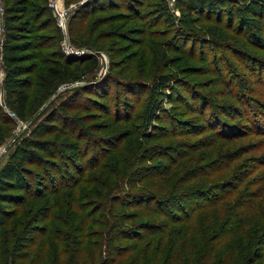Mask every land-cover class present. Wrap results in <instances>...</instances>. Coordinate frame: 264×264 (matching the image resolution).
Listing matches in <instances>:
<instances>
[{"label": "rangeland", "instance_id": "374dc122", "mask_svg": "<svg viewBox=\"0 0 264 264\" xmlns=\"http://www.w3.org/2000/svg\"><path fill=\"white\" fill-rule=\"evenodd\" d=\"M33 1L45 3V0ZM81 1L65 0L66 7L76 6L69 19L68 36L75 51L85 50V55L92 54L99 59L95 69H91L89 61L68 62L59 56V52H63L64 37L52 11L47 9L42 16L41 10L38 18L34 16L33 5L27 6L21 14L16 9L23 4L22 0H0V37L6 39L10 31L22 33V41L31 46L22 64H38L36 70L25 77L37 83L36 76L41 68L60 61L68 78L59 81L52 93L43 99L35 98V86L32 87L33 98L22 119L24 123L13 117L15 127L12 128L11 122L0 121V147H6L0 154V169L25 137L52 144L48 145V152L35 150L36 157H31L34 161L27 159L29 154L20 159L25 170L16 172L18 179L11 191L26 193L27 188L18 185L29 181V193L37 188L43 193L29 199L36 203L28 214V224L19 226V236H11L6 242L13 254L15 250L20 254L15 264H175L170 260L168 249L182 237L172 233L178 224H172L164 235L156 232L140 242L126 238L122 231L139 221H156L157 224L167 221L145 210V204L125 202L123 196L128 194L131 185L132 189L154 191L165 197L171 189L164 191L163 188L170 187L172 171L177 169L172 166L173 161L161 154L177 158L178 149L194 153L188 154L179 168L182 170L178 169L176 182L183 181L182 176L188 172V177L206 173L183 189L196 185L211 193L232 189L229 180L240 185L237 195H241V200L235 199L227 207L222 205L221 210L233 206L238 216L244 215L241 214L243 210L249 212L250 228L256 229L259 235L252 249L259 254L258 259L248 260V263L264 264V132H255L248 117H252L254 109L264 110V78L258 79L255 75L259 64L264 63V0H221V13L207 10L188 13L186 0H167L178 18L173 25L159 13L158 6L163 0H88L83 5ZM48 3L49 0L47 6ZM101 4L105 7H96ZM8 15L11 18L7 24ZM42 17H49L48 25H42ZM26 19L30 20V27L19 31L18 25ZM213 25L216 26L214 40L203 41V36L207 38V28ZM70 56L80 58L84 54ZM249 66L256 71L248 69ZM261 69L264 70L263 65ZM163 75L169 79L160 88L158 83ZM4 79L0 78V116L10 109ZM178 93L183 99H178ZM240 96L254 100L246 99L243 104ZM206 100L210 105L203 104ZM157 104L166 110V115L151 112V106ZM203 105L205 110L200 112ZM63 109L67 115L65 119L62 118ZM257 112L259 120L263 113ZM217 115L224 120L222 131L227 134L217 133L211 125V118ZM73 117L80 122H73L72 126L68 119ZM48 125L58 128L42 133ZM185 128L189 130L188 135L183 133ZM194 128L197 131H193ZM179 129L182 132L176 133ZM34 130L42 134L37 136ZM60 144L63 150L54 155L57 151L54 148ZM62 151L69 164L70 160L73 165L88 162L85 168L88 178L96 172L112 169L116 161L123 167L124 159L133 170L142 167V170L151 171L149 167L160 164L161 170L171 172L172 178L167 174L150 184L148 179L136 182L139 174L136 173L128 185L124 182L130 176L105 196L95 195L85 200L73 196L74 201L68 202L65 192L74 187L64 186L66 179L62 184L54 181L55 185H62L56 194H51L52 188L36 183L44 181L45 169L53 175L58 174L60 168L64 171L65 164L59 165L63 160ZM95 157L100 158L92 161ZM98 163L104 165V169L96 167ZM199 167L202 169L197 171ZM186 168L190 170L184 173ZM71 174L77 175L76 169H71ZM100 180L105 179L101 177ZM110 182L115 184L116 180L110 179ZM218 186L224 187L219 190ZM240 202H244L243 208ZM26 205L29 206L26 203L23 207ZM15 207L14 202L5 203L7 211ZM66 207L71 208L70 214ZM15 218L16 215L9 216L8 224L13 225ZM45 224L53 233L42 236L39 230ZM261 225L263 228L259 229ZM5 229V225H0L1 236ZM194 242L190 247L204 252L213 247L211 243ZM139 245L145 248L143 252L133 250L132 247ZM117 248L121 252L118 253ZM213 255L210 264H231ZM8 264L14 263L9 261Z\"/></svg>", "mask_w": 264, "mask_h": 264}, {"label": "trees", "instance_id": "16d2710c", "mask_svg": "<svg viewBox=\"0 0 264 264\" xmlns=\"http://www.w3.org/2000/svg\"><path fill=\"white\" fill-rule=\"evenodd\" d=\"M44 1V0H43ZM91 1H98V0H90ZM113 1V0H110ZM28 0H22V5L17 6V11H21V14H24V12L27 9V6L33 5L34 10H36L34 16L40 18L42 11V16L46 14L45 10L48 9V11L51 9L47 6V0H45V3L37 4L33 0L27 3ZM187 3V11L188 13H200L203 12V10H207V12L211 13H221V0H186ZM27 3V5H26ZM87 3V2H86ZM85 3V4H86ZM101 3V2H100ZM97 8L105 7V4H101L99 6H96ZM159 13H161L162 16L166 17L168 21L171 22V24H175L178 21V18L173 15V11L167 0H163V2L159 3ZM94 8V7H92ZM96 8V9H97ZM176 8V7H175ZM23 12V13H22ZM237 14V13H236ZM237 16H235L236 18ZM11 16L6 17V23L8 24L9 19ZM16 18V17H15ZM42 25L49 24L50 19L49 17H42ZM30 20L26 19L24 22H22L20 25H18L17 28H20L21 30H28L30 27L29 25ZM59 29V27L57 26ZM60 30V29H59ZM207 38L203 36V41L207 40H214V35L216 34V26H210L207 28ZM7 37L5 39L4 45H3V61H4V69H5V85H6V99H7V106L14 111L17 116L21 119H25L27 111L29 109V106L32 102V94L31 90L32 87L35 86V98L38 97L40 99H43L45 96L52 93L53 88L58 84L59 81H65L67 78V73L64 71V69L61 66L60 61H55L54 64H50L48 66H45L41 68L38 71L37 78L38 81L35 83L33 80H30L29 78L25 77L26 75L34 72L38 66V64L34 65H24L22 62L27 58L26 57V51L31 47L27 41H22V33H13L8 32ZM182 34V33H180ZM59 56H61L65 61L67 60L69 62L73 60H83L85 62L89 61L88 64L91 65V69H95L98 67L99 59L95 55H84L80 58L76 56H70L65 54L64 52H59ZM75 57V58H74ZM86 59V60H85ZM66 65V64H65ZM260 67H257L258 72H255V75L258 79L264 78V70H262V65L264 66V63L259 64ZM253 66V65H252ZM65 67V66H64ZM248 69H255L251 66L248 67ZM256 71V69H255ZM261 71V72H260ZM34 76V74L32 75ZM35 78V76H34ZM168 76H161L158 86L161 88L163 84L168 80ZM105 95V94H103ZM241 95V94H240ZM178 99H183L182 95L180 93L177 94ZM34 98V99H35ZM36 98V99H38ZM254 98V97H253ZM253 101L251 97L248 99L247 97L240 96L241 103L244 104V100ZM205 103H209V101H204ZM253 103V102H250ZM202 104V101H201ZM201 108L200 112H203L205 110V107ZM210 105V104H208ZM251 106V105H250ZM252 107V106H251ZM255 107V106H254ZM257 107L261 108L259 105ZM64 108V107H61ZM209 110V109H208ZM213 110V109H212ZM211 110V111H212ZM210 111V110H209ZM248 111V110H247ZM245 110V112H247ZM257 111H262V116L259 118V120L256 118L255 114H258ZM5 112V111H4ZM57 112V111H56ZM151 112L156 114L160 112L163 115H166V110L163 109L162 106L153 105L151 106ZM214 112V111H213ZM250 112V111H248ZM255 113H252V117L248 116L250 121L253 122L255 126V132L258 133L264 132V110L263 109H254ZM7 112H5L6 114ZM3 114V116H0V121L2 123L11 122L12 128L15 127V120L14 118L7 113V115ZM10 115V116H9ZM10 117V118H9ZM66 112L65 109L62 111V118H66ZM159 118V117H158ZM80 119H77L73 117V119L69 120L68 123L73 126V122L76 124L78 123ZM161 120V118H160ZM260 120L262 122H260ZM80 122V121H79ZM181 123V122H180ZM174 124V123H173ZM173 124L171 127L174 129ZM211 125H214L216 128L217 133L221 134H227L225 133L222 128L225 127V122L222 118L219 117V115L214 116V118H211ZM57 126L48 125L42 133H50L54 129H57ZM1 129V128H0ZM199 129V128H198ZM202 129V128H200ZM181 129L178 130V132ZM183 133L189 134V130L182 129ZM193 131H197V128H194ZM192 131V132H193ZM200 131V130H199ZM33 133L37 136L41 135L40 131L34 130ZM199 132H195L194 134H198ZM49 142L40 141L39 139L34 138H28L25 137L21 143L17 146L16 152H14L11 156V158L4 164V166L0 169V225H5V230L2 232V236L0 234V264H8L9 261L11 263H16V260L19 259L18 255H20L15 250V254L12 253L13 250H11L8 247V239H10L11 236L18 237L19 234L17 233V229L19 226H26L28 224V214L31 211V209L35 205V201L29 202V199L31 197H40L43 192H39L40 189L37 188L34 191H31L29 193L31 186V183L29 181H24V184L19 183L18 187L21 188H27L26 193L20 194V193H13L11 190L15 188V180L18 179L16 172L18 170H22L24 168V165L22 164V156L25 154H29L27 159L30 158V161H34L31 157H36L37 155L35 153V150L39 151H47L48 152V145ZM52 145V144H50ZM61 147L62 149H60ZM54 149L57 151L54 152V155L58 153L60 150H63L62 144L56 146ZM63 152V151H62ZM177 158H173V155H167V154H161L162 157L168 158V161H173L172 166H175L177 170L172 171L173 179L170 180V187L166 188L164 191H170L165 194V197L157 195L154 191H139L137 189H132L131 185H129L128 194L124 195L123 198L125 199V202H137L141 206L146 205L145 210L152 211L153 213L164 217L167 221H158V224L156 221H139L136 223V225L128 228V230L122 231V233H125L124 235L126 238L129 239H137L138 242L146 239L148 236L157 233H161L164 235L166 231H168L172 224H178L179 227L172 229L173 234H181L182 237L179 239V241L176 244H172L169 246L168 252L170 260H172L175 264H210L209 262L214 258L217 254L218 257H223L224 262H228L231 264H249L248 260H255L258 259V251L252 249L253 243L258 238L257 230L251 229L250 226V216L248 215L249 212L244 210L241 214H244L243 216H238L239 214L236 213L234 210V207L228 208L230 212L227 213V208L221 210V206L227 207L226 205L231 204L232 201L241 200V195H237L238 187L240 185L235 184V182H232L229 180V182L232 183L233 188L227 189L224 191V189L220 186L219 190L223 189V192H205L201 188L197 187L196 185H193L188 189H183L185 185L189 184L190 182L194 180H198L202 176H204V172L199 173L197 175H194L192 177H188V170L187 168L184 169V173H186L182 178H184L183 181H175V177H178L179 170L182 169L181 166L183 165V162L186 160L187 155H193V151H189V153H186L184 149H178L176 150ZM23 154V155H22ZM35 154V155H33ZM51 154V153H50ZM64 152L62 164L59 165L64 166V171L59 169V173L53 175L50 171H46L47 173L44 174V181H36L37 184H44L45 186H48L52 188L51 194H56L57 191H59L58 188L61 186L55 185L56 182L60 181L61 184L63 182V179L65 180L64 186H72L73 189H68L65 192V196L68 199V202L74 201L73 196L77 197L76 199H82L85 200L86 198L91 199L95 195L99 196H105L109 194L111 190H113L114 186L119 184L121 186V183L124 182V179L130 176V178H127L125 180L124 184L128 185V181H130L132 178H134L136 173L138 174V177L136 178V182H140L143 180L148 179L151 184V182H154L157 178L162 179L167 174L171 175V172L169 171H162L160 164L157 166H151L146 171L145 169L142 170V167L140 169H129L128 160H123V167H120V164H117V161L115 162V166H113L112 169H105L106 171L103 172H96L95 175L92 178H88L85 175V168L88 167V162L86 163H77L73 165V160H70L67 163L64 160ZM53 155V154H51ZM100 155V152H99ZM104 155L103 153L101 156ZM21 156V157H20ZM172 157V158H171ZM100 157H95L92 161L98 160ZM102 158V157H101ZM177 160V161H176ZM40 161H45V159H40ZM91 161V162H92ZM176 161V163H175ZM264 161V159H263ZM95 164V163H94ZM99 165V163L96 165V167ZM125 165V166H124ZM104 165H99L98 168L101 170L104 169ZM61 167V166H59ZM71 169H76L77 175L71 174ZM179 169V170H178ZM202 167L197 168V171H200ZM25 170V168H24ZM182 171V172H183ZM106 172V174H105ZM106 175V176H105ZM172 175L170 178H172ZM103 177L105 180H100V178ZM110 179L116 180L115 184H111ZM110 183H108V181ZM56 181V182H54ZM68 181V182H67ZM228 181L225 183L227 184ZM53 185V187H51ZM224 185V184H221ZM27 186V187H26ZM56 186V187H55ZM123 186V185H122ZM134 186H137L134 184ZM103 189L107 191H103ZM106 192V193H104ZM117 195L113 196V199H115ZM233 196V197H232ZM34 199V198H32ZM55 201V200H54ZM6 202H14L17 206L12 211H7L5 209V203ZM57 206L58 201L56 199ZM28 203L29 206H24V204ZM240 207L243 208L244 202H240ZM54 208L56 206L53 205ZM223 207V208H224ZM52 208V207H51ZM49 208V210L51 209ZM68 208V207H66ZM58 209L60 210L59 206ZM67 214L71 213V208L67 209ZM20 213V214H19ZM236 213L235 215H233ZM89 214V212H88ZM16 215V218L14 220L13 225L8 224V217L9 216ZM245 215L248 217H245ZM66 218V216L64 217ZM159 220V219H157ZM31 221V219H30ZM9 227H7V226ZM47 224L42 226V228L39 230L43 235H46V233H53L52 230L48 231ZM264 225V224H263ZM263 225L259 227V229L263 228ZM13 226L14 230H11ZM121 232V231H120ZM44 239V238H43ZM46 239V238H45ZM198 240L199 245L202 244V242L211 243L213 244V247L210 249L204 250H197L195 247H190L192 244H195L194 241ZM138 244V243H136ZM133 250L137 249L139 252H143L145 248L143 246L140 247H132ZM126 250V249H125ZM118 253L121 252L119 248L116 250ZM127 251V250H126ZM198 251V252H197ZM161 253V251H159ZM124 252L122 251L121 255H123ZM264 255V254H263ZM22 258V257H21ZM20 258V259H21ZM226 258V259H225ZM22 262V261H21ZM261 264V263H260Z\"/></svg>", "mask_w": 264, "mask_h": 264}, {"label": "built area", "instance_id": "2783aa9c", "mask_svg": "<svg viewBox=\"0 0 264 264\" xmlns=\"http://www.w3.org/2000/svg\"><path fill=\"white\" fill-rule=\"evenodd\" d=\"M88 0H82L80 3L81 5L85 4ZM65 0H49L48 6L51 8V11L53 12V16L55 18L56 24L59 27V29L61 30L62 34H63V42H62V50L65 54L67 55H79V54H86L87 52L85 50L82 51H75L72 46H71V42L68 36V23H69V19L71 16V12L73 9H76V6L74 4L66 7L64 5ZM5 39L4 37H0V78L1 80L4 79L5 77V69H4V61H3V45H4ZM7 111L9 112V114L14 117L15 119L18 120V122L20 123H24L23 120L21 118H19L17 116V114L10 110L7 109ZM4 150H6L5 146L0 147V154L1 152H3Z\"/></svg>", "mask_w": 264, "mask_h": 264}]
</instances>
